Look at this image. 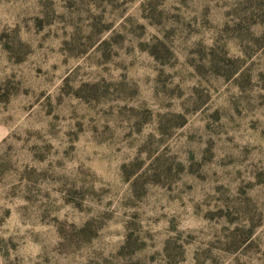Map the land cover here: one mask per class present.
Here are the masks:
<instances>
[{
  "label": "rangeland",
  "instance_id": "obj_1",
  "mask_svg": "<svg viewBox=\"0 0 264 264\" xmlns=\"http://www.w3.org/2000/svg\"><path fill=\"white\" fill-rule=\"evenodd\" d=\"M0 264H264V0H0Z\"/></svg>",
  "mask_w": 264,
  "mask_h": 264
}]
</instances>
